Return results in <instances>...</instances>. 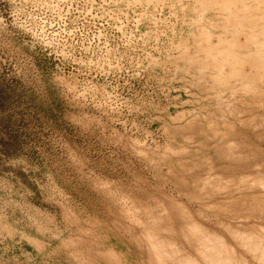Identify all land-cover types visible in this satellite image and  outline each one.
<instances>
[{"label":"rangeland","instance_id":"1","mask_svg":"<svg viewBox=\"0 0 264 264\" xmlns=\"http://www.w3.org/2000/svg\"><path fill=\"white\" fill-rule=\"evenodd\" d=\"M0 264H264V0H0Z\"/></svg>","mask_w":264,"mask_h":264},{"label":"trees","instance_id":"2","mask_svg":"<svg viewBox=\"0 0 264 264\" xmlns=\"http://www.w3.org/2000/svg\"><path fill=\"white\" fill-rule=\"evenodd\" d=\"M2 144H3L5 147H8V148H9V146H10V144H9V143H6V142H5V143L3 142ZM11 145H13V146H14V145H15V143H13V144H11Z\"/></svg>","mask_w":264,"mask_h":264}]
</instances>
